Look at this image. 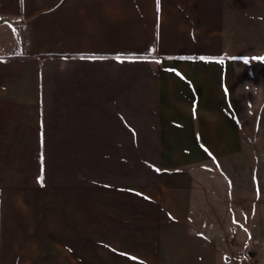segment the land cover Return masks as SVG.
<instances>
[{
  "label": "crops",
  "instance_id": "1",
  "mask_svg": "<svg viewBox=\"0 0 264 264\" xmlns=\"http://www.w3.org/2000/svg\"><path fill=\"white\" fill-rule=\"evenodd\" d=\"M261 58L264 0H0V264H228Z\"/></svg>",
  "mask_w": 264,
  "mask_h": 264
},
{
  "label": "rangeland",
  "instance_id": "2",
  "mask_svg": "<svg viewBox=\"0 0 264 264\" xmlns=\"http://www.w3.org/2000/svg\"><path fill=\"white\" fill-rule=\"evenodd\" d=\"M218 185L216 187L215 190V196H217L218 199H222L224 197H230V198H234V193L230 192L229 194L226 193V184H222L220 182H217ZM245 193L249 194L250 190H247L246 188H244ZM248 197V196H247ZM260 216V214L258 215V217ZM264 216V213H263ZM253 217V216H252ZM247 220L246 221H242L239 222V224L244 227V231H243V235L239 236V237H234L231 236V242H237V243H241L239 245V247L236 248H232V252H228V256H229V263L228 264H243L245 263L246 259H248L251 255V252H256V256L252 258V260L256 263V264H264V253H260L258 252L252 245V240L255 237H259L264 239V221L259 222H251L250 221V217L249 215L247 216ZM262 223V225H260ZM252 224L256 225V228L253 226ZM238 233V232H236ZM252 257V256H251Z\"/></svg>",
  "mask_w": 264,
  "mask_h": 264
},
{
  "label": "built area",
  "instance_id": "3",
  "mask_svg": "<svg viewBox=\"0 0 264 264\" xmlns=\"http://www.w3.org/2000/svg\"><path fill=\"white\" fill-rule=\"evenodd\" d=\"M252 245L258 252L264 253V239L255 237L252 240ZM243 264H256V263L252 260L251 257H249L248 259H246L245 263Z\"/></svg>",
  "mask_w": 264,
  "mask_h": 264
},
{
  "label": "trees",
  "instance_id": "4",
  "mask_svg": "<svg viewBox=\"0 0 264 264\" xmlns=\"http://www.w3.org/2000/svg\"><path fill=\"white\" fill-rule=\"evenodd\" d=\"M251 256L255 257L256 256V252H251Z\"/></svg>",
  "mask_w": 264,
  "mask_h": 264
},
{
  "label": "snow or ice",
  "instance_id": "5",
  "mask_svg": "<svg viewBox=\"0 0 264 264\" xmlns=\"http://www.w3.org/2000/svg\"><path fill=\"white\" fill-rule=\"evenodd\" d=\"M261 59H264V58H261ZM245 62H247V61H245ZM41 180H42V178H41Z\"/></svg>",
  "mask_w": 264,
  "mask_h": 264
}]
</instances>
